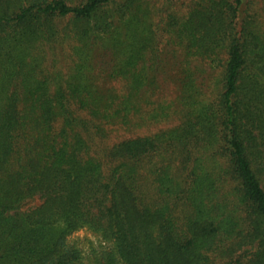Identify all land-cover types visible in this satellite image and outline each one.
I'll list each match as a JSON object with an SVG mask.
<instances>
[{"label": "trees", "instance_id": "obj_1", "mask_svg": "<svg viewBox=\"0 0 264 264\" xmlns=\"http://www.w3.org/2000/svg\"><path fill=\"white\" fill-rule=\"evenodd\" d=\"M135 1L0 0V264H79L51 231L61 221L111 241L121 264H264V18L255 0H143L142 30L125 21ZM124 21L120 49L106 40ZM164 43L165 71L185 75L154 103ZM66 46L63 81L42 63Z\"/></svg>", "mask_w": 264, "mask_h": 264}, {"label": "rangeland", "instance_id": "obj_2", "mask_svg": "<svg viewBox=\"0 0 264 264\" xmlns=\"http://www.w3.org/2000/svg\"><path fill=\"white\" fill-rule=\"evenodd\" d=\"M143 0H136L134 2L135 12L133 15H128L125 18L128 20L131 18V21H134V26L139 27V29L144 30L145 27L150 26V23L153 21V12L152 10H149V7H152V4L150 3L142 6ZM189 3V1H187ZM159 5V3H158ZM254 7L257 8L258 14L264 18V0H255ZM176 8L178 11V14L182 11H185V5H182V3H179ZM143 9V11H140ZM137 13V16L135 13ZM118 23V27L116 30H114L113 35H111V38L107 39L106 41L108 43L112 42V40L117 37V40H119V47L120 49H125V42L127 44L129 38L126 37L127 29H126V23ZM178 28V24H175L172 26V31L176 30ZM41 50V49H40ZM39 50V51H40ZM161 50L163 52V65L161 66L163 69V72L160 73V80H161V88L160 90L156 91V93H149L148 98L151 96L153 97V102L158 103L162 101H171L173 100L177 94L179 93V88H177L176 83L173 84V80L179 79L180 77H183L185 73H182L183 68L178 67L177 69H174V71L170 68L166 69V64H169V61H171L170 56L167 52H171L170 48L165 45V43L161 46ZM42 54V51L40 52ZM181 51L178 52V56L181 55ZM46 59L42 63V68L47 70L49 73L52 74V77L55 76V74L58 71H61L62 77L61 80L66 81L69 79V75L71 74V66L72 61L69 57L70 55V48L69 46H66V48L63 50L61 48H47L46 52ZM148 58V57H147ZM169 59V60H168ZM180 59V57H179ZM165 65V66H164ZM191 69H193L195 73V78L197 79V82L205 81L208 83L207 85H211L214 87V83L217 80L218 73L212 68L210 62H201L192 60L191 64L189 65ZM182 69V70H181ZM186 69V68H185ZM1 76V75H0ZM117 84L115 87L119 89L120 86ZM114 87V88H115ZM52 90L55 91V86H52ZM154 94V96H153ZM204 97H211L213 96L212 93H203ZM144 105V103H142ZM173 123H162L152 126V131H156L161 128H167L169 126H174L179 121L174 119L172 121ZM145 133V130L137 131L135 135H140ZM123 134V133H122ZM121 134V135H122ZM119 136L116 133H114L111 138H109L110 143H115L119 140H122L125 137H129L132 135L127 136ZM119 136V137H118ZM42 204V200L39 197H36L32 200H28L22 207L21 211L27 212L32 211L38 206ZM53 233H60L61 231H64V238L66 241V245H68L70 248H76L80 251L82 260L79 264H107L110 261H113L114 264H121L120 259L118 258V255L116 253L114 244L111 241L105 240L101 237L99 233H95L91 229H88L87 227L84 228H77L74 230H71L70 227H66L65 222H58L54 224V227L51 230Z\"/></svg>", "mask_w": 264, "mask_h": 264}]
</instances>
